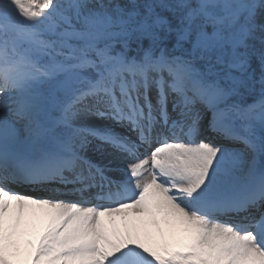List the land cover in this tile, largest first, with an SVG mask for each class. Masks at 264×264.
<instances>
[{"label": "snow or ice", "instance_id": "snow-or-ice-1", "mask_svg": "<svg viewBox=\"0 0 264 264\" xmlns=\"http://www.w3.org/2000/svg\"><path fill=\"white\" fill-rule=\"evenodd\" d=\"M0 264H264V0H0Z\"/></svg>", "mask_w": 264, "mask_h": 264}, {"label": "rangeland", "instance_id": "rangeland-1", "mask_svg": "<svg viewBox=\"0 0 264 264\" xmlns=\"http://www.w3.org/2000/svg\"><path fill=\"white\" fill-rule=\"evenodd\" d=\"M102 219L108 223L109 222V218L108 217H102ZM119 219V218H117ZM157 219L160 221L159 223V226L162 227L164 226L165 229H167V226H170L168 224H166L164 222V219H163V216H158ZM25 225H26V229H34L35 231H40L41 229L45 230L44 228L47 227L48 225V217L46 215H44L43 211L42 210H35L34 213H27L26 216H25ZM111 226V225H110ZM176 227L179 226L180 229L177 230L182 236L186 235L184 232H183V229H182V226L180 225H175ZM174 226V227H175ZM27 227H30V228H27ZM44 227V228H43ZM172 226V228H174ZM34 230H31V235L35 234V231ZM149 232L153 235V237L156 239V240H160V237H161V234L160 232H156L154 230H149ZM170 238L168 239H172L173 236L175 237H179L176 233L174 232H171L170 233ZM167 238V237H166ZM24 244H22L23 246Z\"/></svg>", "mask_w": 264, "mask_h": 264}]
</instances>
